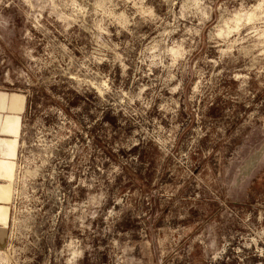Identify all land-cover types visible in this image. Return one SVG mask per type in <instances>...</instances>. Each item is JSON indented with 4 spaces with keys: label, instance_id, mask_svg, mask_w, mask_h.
Returning a JSON list of instances; mask_svg holds the SVG:
<instances>
[{
    "label": "rangeland",
    "instance_id": "obj_1",
    "mask_svg": "<svg viewBox=\"0 0 264 264\" xmlns=\"http://www.w3.org/2000/svg\"><path fill=\"white\" fill-rule=\"evenodd\" d=\"M0 264H264V0H0Z\"/></svg>",
    "mask_w": 264,
    "mask_h": 264
},
{
    "label": "crops",
    "instance_id": "obj_2",
    "mask_svg": "<svg viewBox=\"0 0 264 264\" xmlns=\"http://www.w3.org/2000/svg\"><path fill=\"white\" fill-rule=\"evenodd\" d=\"M1 183H3L2 180H0V184H1ZM10 202H11V201H10ZM10 202L7 204V206H8V222H7V225H6V227L0 225V246H1V244L3 243L4 238H5V236H6V233H7V227H8L9 220H10Z\"/></svg>",
    "mask_w": 264,
    "mask_h": 264
}]
</instances>
